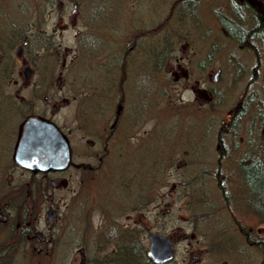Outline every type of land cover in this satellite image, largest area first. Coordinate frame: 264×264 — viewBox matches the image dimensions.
<instances>
[{
    "label": "rangeland",
    "instance_id": "rangeland-1",
    "mask_svg": "<svg viewBox=\"0 0 264 264\" xmlns=\"http://www.w3.org/2000/svg\"><path fill=\"white\" fill-rule=\"evenodd\" d=\"M15 2L25 17L34 11H44L41 18L50 15L49 24L55 23L58 30L63 29L57 27L58 20L62 19L63 26L68 25L62 33L64 44L70 46H73L76 30L101 32L102 28L98 26L100 23L105 25V19L120 17L130 25L139 15L153 16L157 12L150 20L153 23L157 19L166 22L165 29L175 32L176 36L174 39L170 37L175 40L171 58L161 65L151 64L150 80L143 81L142 76L135 73L129 77L131 107L132 98L137 103L139 96L142 97L150 88L149 113L144 126L149 134L140 138L139 146L135 144L131 157L121 164L124 173L128 170L136 175L139 171L142 185L148 184L149 173L154 175L149 188V202L138 203L136 192L134 204L133 199L130 203L125 191L112 183V176H100V182L92 179L86 191L66 207L67 191L71 188L78 190L81 185L78 179L67 190H55L51 201L49 188L39 204L58 202L65 217L69 218L80 207L79 198H85L80 207L81 218L70 223H65L66 220L51 230L52 239L41 245L42 251L32 250L31 244L21 238V252L13 250L3 264H80L81 246L86 247L85 264H108L104 262L110 258L108 256L122 254L120 246L124 244L119 238L124 229L132 230L138 242L145 247L151 232L171 237L176 247L173 264H264V246L248 244L255 239H246L242 230V227L251 228L252 234L264 236V219L249 203V192L238 168L244 153L254 154V158L260 160L257 163L264 168V58L261 55L258 62V54L254 50L238 48L235 41L223 34L219 22H231L235 1L54 0L53 6L46 5L47 0ZM182 2L184 6L180 7ZM179 8L189 9L173 12ZM100 9H103L101 21L96 12ZM245 14L249 15L247 18L252 17L251 13ZM247 22H244L246 26L252 25ZM159 24L156 22L153 27L156 35L152 45L163 38L164 31H160ZM252 43L258 44V41L253 40ZM178 63L181 66L178 67ZM75 66L68 63L66 68L76 71L69 72L76 88L96 86L95 78L80 80L84 77L78 69L82 64L78 68ZM59 68L57 64L56 73ZM216 71L219 73L214 80ZM193 87L213 90V100L207 102L205 93L195 95ZM240 100L242 107L241 103L238 104ZM236 106L240 111L231 118L228 110ZM135 111L137 115V108ZM77 115V106L72 103L57 120L60 122L63 118L66 127L76 133ZM142 131L143 128L136 129L134 137ZM218 136L222 139V153L227 157L222 156L219 160ZM176 149L181 150L179 156L163 168L158 167L159 172L162 170L155 175L158 171L155 170L156 165L166 163ZM179 179L182 184H179ZM9 181V174L4 170L0 175V186H4L0 202L6 203L8 199L14 205L27 206L26 197H19L16 192L5 193V184ZM172 182L177 183L175 190L170 186ZM218 185L224 186V192ZM128 238L129 235L124 240ZM20 241L5 239L4 233L0 232V248L10 244L16 246ZM198 251L199 255L196 254ZM192 257L201 259L195 263Z\"/></svg>",
    "mask_w": 264,
    "mask_h": 264
},
{
    "label": "flooded vegetation",
    "instance_id": "flooded-vegetation-1",
    "mask_svg": "<svg viewBox=\"0 0 264 264\" xmlns=\"http://www.w3.org/2000/svg\"><path fill=\"white\" fill-rule=\"evenodd\" d=\"M234 1L238 5L247 3L245 0ZM53 2L54 0H47L46 5L53 6ZM262 3L264 2L262 1ZM181 6H184V2ZM179 9L173 12H185L189 8ZM43 12L34 11L33 14L31 12L25 17L20 5L15 0H0V175L5 170V174L8 173L10 177L8 184H5V189H7L5 193L16 192L19 197L24 196L27 200V206L24 207L14 205L8 199H6V203L0 202V226L2 227L0 232H3L4 238L8 240L20 241L21 238H24L31 244V249L37 251H42L41 245L51 241L53 236L51 230L55 227L66 220L65 223H70L75 218H81L80 207L85 200V198H79L80 207L67 218L58 202L54 204L41 202L39 204L40 198L42 201L49 188H51V192L48 196L51 201L54 199L55 190L62 188L67 190L78 179V183L81 184L78 190L71 188L67 191L69 194L66 195L64 203V207H66L68 204L71 206L77 199L76 197L86 191L92 179L100 182V176H112V183L125 191V195L130 197V203L133 199L134 204L136 192L135 200L138 203L149 202V188L154 175L149 173L148 184L142 185L139 171L136 172V175L131 174L128 170L124 173L121 164L122 161L131 157L132 149L135 144L139 146L140 138L149 134L144 126L147 122L145 117L149 113L150 88L148 91H144L142 97L139 96L140 100L137 103L134 102L133 97L131 107L129 77L131 73H135L139 77L142 76L143 81L147 78L150 80L151 64L153 66L161 65L171 58L170 54L174 47L172 44L175 43L173 39L176 36L175 32L165 29L166 22L157 19L153 23L150 20V17H154L158 12L153 16L150 14L139 15L136 17L135 23H130V25L126 19L120 17L111 20L105 19L106 24L103 25L99 22L103 13V9H100L96 12L100 17L98 27L102 28L101 32L76 30L73 34L75 38L73 46H70L64 44L62 36L63 31L68 29V25L63 26L62 19H59L57 27H63V29L58 30L55 23L49 24L50 15L41 18L40 15ZM76 12L75 9L74 13ZM239 12L244 13L245 16L237 15L231 9L233 17L230 24L234 23L233 26L236 29L239 28L241 22L244 23L243 19L249 16L245 13H251L252 16L257 14L256 9L250 5L245 9H240ZM229 17L231 18V16ZM248 19L250 21L253 18ZM156 22L160 23L158 26L160 31H164L163 41L158 42L159 46H157L158 43L152 45L153 36L156 35V28H153ZM121 23L122 28H120ZM221 30L239 47L244 44L224 28ZM68 63L76 64V68L82 64V68L78 69L82 71L84 77H81L80 80L95 78L98 82L96 86H89L87 89L76 88L72 75L69 73L76 71L67 69ZM57 64L60 65V68L56 73L55 66ZM177 66L179 67L181 64L178 63ZM186 73L185 71V75H187ZM70 76L71 78H69ZM175 76H177L176 72ZM98 80L104 84H100ZM193 93L195 95L205 93L207 102L214 98L211 89L193 87ZM72 103L77 106V119L79 120L77 128H74L76 133L66 127L63 118L60 122L57 120ZM240 106L242 107V103ZM135 108H137V115ZM238 111L240 110L236 106L228 110V115H231L232 118ZM32 117L53 123L65 137L69 147V162L65 168L37 171L25 169L15 162L17 145L24 137L27 120ZM141 128H143L142 134L134 137L136 129ZM221 141V138L217 139L218 160L222 156L226 157L225 153H222ZM180 151L176 149L175 152H172L168 161L164 164H157L155 170H158L160 166L163 168L164 165L175 160ZM177 153L178 155H176ZM239 161L241 164L249 165L253 161L259 162L260 160L254 158L252 153H244L241 154ZM3 162L7 164L4 165ZM240 166L239 164V168ZM239 171L248 186L244 170L240 168ZM14 172L17 173L14 174ZM157 173L155 175H159ZM179 184H182L181 179H179ZM170 186L175 190L177 183L172 182ZM218 186L224 188L223 185ZM2 188L4 186H0V192ZM72 192H75L76 195L72 196ZM251 231V228L243 230L246 239L249 237L255 239L258 243L249 244L261 248L264 236H260V233L254 235ZM20 243L21 241L16 246L10 244L9 248H5L7 245L1 247L0 254L13 253V250L21 252ZM111 251L115 252L113 249ZM199 252L196 254L199 255ZM79 254L81 262L85 264L86 247L81 246ZM200 259L192 257V261L195 263Z\"/></svg>",
    "mask_w": 264,
    "mask_h": 264
},
{
    "label": "water",
    "instance_id": "water-1",
    "mask_svg": "<svg viewBox=\"0 0 264 264\" xmlns=\"http://www.w3.org/2000/svg\"><path fill=\"white\" fill-rule=\"evenodd\" d=\"M215 73L214 79L217 78ZM23 138L17 149L15 161L29 169L46 170L63 168L68 164L69 150L65 137L57 127L44 119L30 118L25 125ZM174 248L167 237L150 235L149 255L157 262L168 260Z\"/></svg>",
    "mask_w": 264,
    "mask_h": 264
},
{
    "label": "trees",
    "instance_id": "trees-1",
    "mask_svg": "<svg viewBox=\"0 0 264 264\" xmlns=\"http://www.w3.org/2000/svg\"><path fill=\"white\" fill-rule=\"evenodd\" d=\"M185 1V0H184ZM250 1V0H246ZM263 1L264 0H260ZM182 5V4H181ZM240 5L238 3H234L232 6L233 9L238 10ZM239 11V10H238ZM264 16V14H263ZM253 22H255V27L251 30H249L246 34H244V31L237 30V32L231 31L230 33L234 36H236L239 41H243L247 46H251L252 41L256 38L261 40V44L258 42V44H255L257 48L255 49V53L258 54L257 59L258 62L261 59V56L259 54L263 53L264 58V20L261 19L260 16L257 14H253L252 16ZM248 18H244L243 21L246 23L249 21ZM249 23V22H247ZM251 35H254V37H250ZM254 38V39H253ZM263 140H264V132H263ZM218 138H220L218 136ZM242 168L244 170V175L248 183V201L252 204V208L256 212V214L262 216V219H264V168L262 165L258 164L257 161H253L249 165L242 164ZM132 230L124 229L121 237L119 238L120 241L123 242L124 245L120 246L122 254L114 255V256H108L106 263L108 264H146L147 263V255L145 252V248L138 242L136 239V234L134 232H131ZM126 234H130L127 241H125ZM11 247V245H10ZM119 247V244H118ZM9 248V245L7 247ZM119 252V251H118ZM12 254L11 252H4L0 254V264H3L4 261H6V258H8V255Z\"/></svg>",
    "mask_w": 264,
    "mask_h": 264
},
{
    "label": "bare ground",
    "instance_id": "bare-ground-1",
    "mask_svg": "<svg viewBox=\"0 0 264 264\" xmlns=\"http://www.w3.org/2000/svg\"><path fill=\"white\" fill-rule=\"evenodd\" d=\"M246 1V0H245ZM238 2H239V0H238ZM235 3V2H234ZM261 3H262V1H260V0H250V2L249 1H247V3H245V5H240V7L238 8V10L240 11V9H245V7L247 8L249 5L250 6H252V7H254L255 9H256V13H257V15L258 16H260L261 17V19L262 20H264V16H263V12H262V7H261ZM256 6V7H255ZM233 9V8H232ZM238 10H236V9H233V12L234 13H236L237 15H240L241 16V13L238 11ZM262 14V15H261ZM220 24H221V29L222 28H224L225 30H227L229 33L231 32V31H233V32H235L236 30H242V31H244V34H246L249 30H251V29H253L254 27H255V22H253V21H251V22H249L248 23V25H250V24H252V25H250V26H246L243 22H241V24L239 25V28H235L234 26H233V24L234 23H226V22H219ZM245 27V28H244ZM201 34V36H205L203 33H200ZM251 38L252 37H254V35H251L250 36ZM254 39V38H253ZM257 40H255V41H258L259 43H260V45H262L261 44V40L260 39H258V38H256ZM238 46V45H237ZM241 49L242 50H244V49H247V50H254L255 51V49L257 48V46L254 44V43H251V46H247V45H245V44H242L241 46ZM240 47H238V48H240ZM261 55H263V53L261 52L260 54H259V56H261ZM223 152V151H222ZM239 168V167H238ZM240 168H242V164H241V166H240ZM239 168V169H240ZM243 169V168H242ZM246 185V184H245ZM246 187V190H248V188H247V186H245ZM221 190L224 192V188H221ZM226 200L228 201V197L226 196ZM242 229L244 230V231H246V229L245 228H243L242 227ZM226 241L228 240L227 238L225 239Z\"/></svg>",
    "mask_w": 264,
    "mask_h": 264
}]
</instances>
